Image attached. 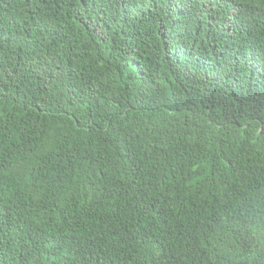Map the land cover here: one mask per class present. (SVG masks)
Segmentation results:
<instances>
[{
  "label": "trees",
  "instance_id": "1",
  "mask_svg": "<svg viewBox=\"0 0 264 264\" xmlns=\"http://www.w3.org/2000/svg\"><path fill=\"white\" fill-rule=\"evenodd\" d=\"M0 264H264V0H0Z\"/></svg>",
  "mask_w": 264,
  "mask_h": 264
}]
</instances>
